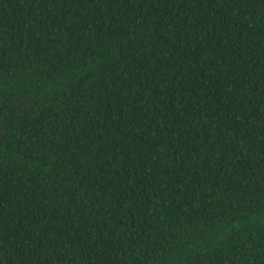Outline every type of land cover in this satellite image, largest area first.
Listing matches in <instances>:
<instances>
[{
    "label": "trees",
    "instance_id": "1",
    "mask_svg": "<svg viewBox=\"0 0 264 264\" xmlns=\"http://www.w3.org/2000/svg\"><path fill=\"white\" fill-rule=\"evenodd\" d=\"M0 264H264V0H0Z\"/></svg>",
    "mask_w": 264,
    "mask_h": 264
}]
</instances>
